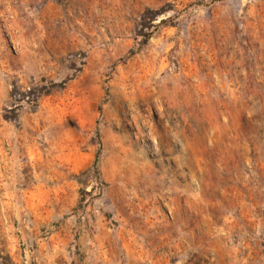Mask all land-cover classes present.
<instances>
[{
    "label": "rangeland",
    "instance_id": "obj_1",
    "mask_svg": "<svg viewBox=\"0 0 264 264\" xmlns=\"http://www.w3.org/2000/svg\"><path fill=\"white\" fill-rule=\"evenodd\" d=\"M0 264H264V0H0Z\"/></svg>",
    "mask_w": 264,
    "mask_h": 264
},
{
    "label": "trees",
    "instance_id": "obj_2",
    "mask_svg": "<svg viewBox=\"0 0 264 264\" xmlns=\"http://www.w3.org/2000/svg\"><path fill=\"white\" fill-rule=\"evenodd\" d=\"M169 7H163L159 10H152V9H148L142 16V24H141V27L142 29H147L148 26H150V24H152L153 22L157 21V19L159 17H161L162 15H165L166 13L169 12L170 9H167ZM161 24H167L166 21H162ZM142 36H144L145 38V43L144 44H148L149 42V39L152 37V34H146L144 32H142ZM145 34V35H144ZM65 86V83L61 84V85H52L51 88H64ZM51 89H48L47 87L43 88V89H40L38 91V95H36V101L35 102H38V100L43 97V96H47L51 93L50 91ZM32 93H28V95H26V98H29L31 97Z\"/></svg>",
    "mask_w": 264,
    "mask_h": 264
}]
</instances>
